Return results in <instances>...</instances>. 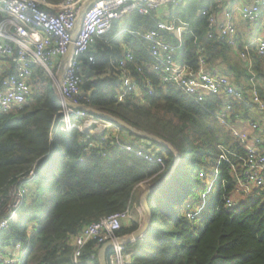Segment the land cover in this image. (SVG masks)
I'll return each instance as SVG.
<instances>
[{
    "label": "trees",
    "instance_id": "16d2710c",
    "mask_svg": "<svg viewBox=\"0 0 264 264\" xmlns=\"http://www.w3.org/2000/svg\"><path fill=\"white\" fill-rule=\"evenodd\" d=\"M46 1L56 4L62 0ZM166 4L164 19L175 28L186 24L182 32L165 34L175 48L176 61L196 69L199 58L204 57L209 71L228 76L243 89L247 100V65L251 61L264 102L262 58L251 49L250 60H237L224 42L208 37L201 12L216 6L206 0ZM157 18L156 12L135 10L113 21L97 38L91 50L93 61L83 60L80 103L156 135L173 150L98 115L115 128L108 127L102 135L88 139L77 129L50 134L60 100L52 79L43 68L35 67L26 102L0 111V207L8 200L9 186L35 163V177L27 184L18 219L0 233V264L6 249L16 244L20 245L19 264H73L74 236L102 216L131 208L136 186L160 179L175 160L174 173L145 196L151 223L141 238L127 244L134 250L131 264H264V185L247 194L236 192L245 150L216 116L226 103H232L244 117L254 112L224 95L210 94L196 102L175 84L162 82L160 74L152 70L153 59L144 39ZM124 44L135 56L128 67L139 90H121L122 98H117L120 82L114 61L122 57ZM0 66L1 90L2 78L13 72L14 65L9 58L0 57ZM144 79L152 82L151 94L142 86ZM230 119L235 121L233 113ZM118 143L144 144L162 162H149L120 149ZM193 187L201 189L195 201L189 199ZM225 197L232 198L234 205L227 207ZM142 223L140 217L129 219L121 224L118 235L130 234ZM100 246L95 240L88 241L80 262L98 264ZM110 251L106 248L105 259Z\"/></svg>",
    "mask_w": 264,
    "mask_h": 264
},
{
    "label": "built area",
    "instance_id": "2783aa9c",
    "mask_svg": "<svg viewBox=\"0 0 264 264\" xmlns=\"http://www.w3.org/2000/svg\"><path fill=\"white\" fill-rule=\"evenodd\" d=\"M181 0H62L52 4L46 0H0V57L9 58L14 70L1 80L0 111L7 112L26 102L31 93L30 76L35 67H41L52 79L59 92L60 108L57 121L50 129L67 132L77 129L88 139L102 135L108 127L115 125L103 118L84 110L80 103L82 96L83 60L94 59L91 50L97 38L103 36L112 26L113 21L123 19L127 14L137 10L141 14L156 12L158 15L154 28L144 33L145 49L153 59L152 70L161 76L162 82H171L196 102L205 96L224 95L226 99L240 101L254 114L242 116L234 110L232 103H226L216 113L220 124L229 127L232 136L243 146L245 155L241 159V173L236 179L235 190L247 194L251 188L264 185V102L256 86V73L251 61L247 69L249 97H244L243 89L233 83L226 75L209 71L204 57L199 58L196 69L180 65L175 59V48L165 37L166 33L184 31L186 24L175 28L173 22L159 14L161 4L172 3L176 6ZM211 1L216 9H205L201 14L207 22L208 37L216 36L229 46L237 60H250L251 49L262 58L264 65V0H206ZM240 20L251 24L252 35L244 39L245 29ZM77 34L74 36L75 25ZM122 57L114 61L120 90L117 98H122L121 90H139L137 79L131 74L128 65L134 62L133 51L123 45ZM68 54L63 64L59 86L55 71L64 55ZM58 59L55 64L54 60ZM55 66V71L52 70ZM137 71H141L137 67ZM142 86L148 94L152 93V82L144 79ZM233 113L234 122H230ZM256 113V115H255ZM106 118V117H104ZM101 122V128L99 127ZM115 122V121H114ZM96 126V128H94ZM96 130V131H95ZM118 139V133H114ZM104 139V137H102ZM120 149L134 152L149 162H162L144 144L132 146L118 143ZM35 177V163L25 174L20 175L8 189V200L0 207V233L7 228L10 221L16 222L18 210L27 194V184ZM204 177V172L199 173ZM225 205H234L232 198L225 197ZM141 215L144 214L140 206ZM131 219L130 208L115 211L87 224L73 238V264H82V248L90 240L97 244L111 241L107 264H131L134 250L127 247L136 239L130 234L118 235L121 224ZM20 245L9 246L3 264H19Z\"/></svg>",
    "mask_w": 264,
    "mask_h": 264
},
{
    "label": "water",
    "instance_id": "95a60500",
    "mask_svg": "<svg viewBox=\"0 0 264 264\" xmlns=\"http://www.w3.org/2000/svg\"><path fill=\"white\" fill-rule=\"evenodd\" d=\"M77 26L78 24L75 25V29H74V36H76L77 34ZM67 56L68 54L64 55L58 65V68L56 70V73L55 75H59L61 74V69H62V65L64 64V62L66 61L67 59ZM53 88L57 94V96H59V92H58V89L56 88V85L53 83ZM84 110H86L87 112L91 113V114H94V115H98V116H103V117H106L108 119H111L113 121H115L116 123H119L120 125L128 128L129 130H131L132 132L134 133H138L139 135L145 137V139H155L157 140L158 142L168 146L169 148H171L173 150V147L172 145L168 144L167 142H165L163 139L157 137L156 135L154 134H150V133H147V132H144V131H140V130H137L131 126H129L127 123H125L124 121H122L121 119L109 114V113H106V112H103V111H100L94 107H91V106H88V105H84L83 106ZM176 163H177V160L174 161L173 165L171 166V168L158 180H156L155 182L152 183V185H150L148 188H146L142 194H141V200H142V207H143V210H144V219H143V223L138 227V229H136L135 231H133L132 233H130L131 237H134L135 239L136 238H141L148 225L151 223L150 220H148V215L150 214V211H149V207H148V204H147V201L145 199V196L146 194L151 191L152 189H154L155 187L161 185L162 183H164L167 178L174 173L175 171V167H176ZM112 245V242L111 241H106L104 243L101 244V246L99 247L98 249V252H97V256H98V264H107L106 263V259H105V250L106 248H108L109 246Z\"/></svg>",
    "mask_w": 264,
    "mask_h": 264
},
{
    "label": "rangeland",
    "instance_id": "374dc122",
    "mask_svg": "<svg viewBox=\"0 0 264 264\" xmlns=\"http://www.w3.org/2000/svg\"><path fill=\"white\" fill-rule=\"evenodd\" d=\"M158 13L159 14H165L167 11V4H161L158 8ZM240 26H242L245 31H244V39L248 40L250 38V36L252 35V29H251V24H247L246 22L240 20ZM58 62V59L54 60V63L56 64ZM1 68V66H0ZM53 71H55V66H53L52 68ZM56 72V71H55ZM57 88V87H56ZM101 122H99V127L97 126V128H101ZM96 128V126L94 127ZM96 131V130H95ZM132 138V137H131ZM166 144V143H164ZM167 145V144H166ZM150 185H152V182H147L146 185H142V188L145 190L146 188H148ZM139 192V189L136 190V193ZM141 192V191H140ZM201 193V189H198L196 187L192 188V197L189 198L191 199V201H195L196 197L199 195L200 196ZM187 201V200H186ZM186 201L183 202V206L185 205ZM142 204V203H141ZM142 206V205H141ZM140 205H138V203L136 202L135 205L133 206V204L131 205L130 208V212H131V219H135L137 217L143 218L144 219V214L141 215V212L139 211Z\"/></svg>",
    "mask_w": 264,
    "mask_h": 264
},
{
    "label": "crops",
    "instance_id": "0c3cea01",
    "mask_svg": "<svg viewBox=\"0 0 264 264\" xmlns=\"http://www.w3.org/2000/svg\"><path fill=\"white\" fill-rule=\"evenodd\" d=\"M146 183L147 182H145V183H141V184H138L137 186H136V188H135V190H134V192H133V201H132V204H133V206L135 205V203L137 202L138 203V205H142L141 203H142V200H141V194H142V192L144 191V189L142 188V185H146ZM137 189H139V192L138 193H136V190ZM141 191V192H140ZM131 204V205H132Z\"/></svg>",
    "mask_w": 264,
    "mask_h": 264
},
{
    "label": "bare ground",
    "instance_id": "6f19581e",
    "mask_svg": "<svg viewBox=\"0 0 264 264\" xmlns=\"http://www.w3.org/2000/svg\"><path fill=\"white\" fill-rule=\"evenodd\" d=\"M62 69H63V65H62ZM62 69H61V74L58 75L57 80H56L58 86H59L60 78H61V75H62Z\"/></svg>",
    "mask_w": 264,
    "mask_h": 264
}]
</instances>
